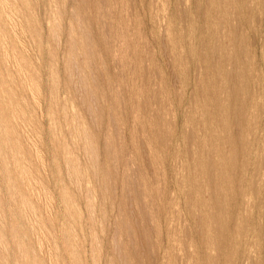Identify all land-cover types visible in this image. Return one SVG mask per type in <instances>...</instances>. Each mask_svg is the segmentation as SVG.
<instances>
[{
	"label": "rangeland",
	"instance_id": "374dc122",
	"mask_svg": "<svg viewBox=\"0 0 264 264\" xmlns=\"http://www.w3.org/2000/svg\"><path fill=\"white\" fill-rule=\"evenodd\" d=\"M192 263L264 264V0H0V264Z\"/></svg>",
	"mask_w": 264,
	"mask_h": 264
},
{
	"label": "bare ground",
	"instance_id": "6f19581e",
	"mask_svg": "<svg viewBox=\"0 0 264 264\" xmlns=\"http://www.w3.org/2000/svg\"><path fill=\"white\" fill-rule=\"evenodd\" d=\"M126 3H127V2H126ZM126 6H127V5H126ZM156 6H157V5H156ZM155 8H156V7H155ZM255 11H256V10H255ZM157 12H158V11H157ZM254 14H255V13H254ZM138 18H140V17H138ZM256 18H257V17H256ZM132 19H133V18H132ZM141 22H142V21H141ZM159 26H160V23H159ZM140 27H141V26H140ZM142 27H143V26H142ZM112 28H113V27H112ZM163 30H164V28H163ZM140 33H142V32H140ZM166 34H167V32H166ZM167 37H168V35H167ZM162 39H163V38H162ZM169 42H170V41H169ZM125 43H126V42H125ZM142 45H143V44H142ZM163 46H164V45H163ZM135 47H136V46H135ZM146 47H147V46H146ZM147 49H148V48H147ZM224 51H225V50H224ZM164 52H165V51H164ZM143 53H144V52H143ZM169 53H170V51H169ZM172 53H173V52H172ZM172 53H171V54H172ZM140 54H141V53H140ZM140 56H141V55H140ZM147 57H148V56H147ZM169 57H170V56H169ZM128 59H130V58H128ZM144 59H145V58H144ZM147 59H148V58H147ZM172 61H173V60H172ZM148 62H149V61H148ZM153 62H154V61H153ZM173 64H174V63H173ZM168 65H169V64H168ZM172 66H173V65H172ZM230 67H231V66H230ZM126 68H127V67H126ZM146 68H147V67H146ZM171 68H172V67H171ZM148 70H149V68H148ZM148 70H147V71H148ZM131 71H132V70H131ZM141 71H142V70H141ZM147 71H146V72H147ZM230 71H231V70H230ZM237 71H238V70H237ZM127 73H128V72H127ZM147 73H148V72H147ZM156 76H157V75H156ZM176 77H177V75H176ZM154 78H155V76H154ZM157 79H158V78H157ZM160 80H161V79H160ZM151 81H152V80H151ZM156 81H157V80H156ZM158 81H159V80H158ZM154 82H155V81H154ZM154 82H153V84H154ZM155 84H156V83H155ZM174 84H176V83H174ZM233 86H234V85H233ZM181 87H182V86H181ZM153 88H154V85H153ZM155 88H157L156 85H155ZM155 88H154V89H155ZM157 89H158V88H157ZM159 89H160V88H159ZM159 89H158V91H159ZM151 90H152V89H151ZM161 90H162V89H161ZM179 90H180V89H179ZM199 90H200V89H199ZM152 91H154V90H152ZM155 91H156V90H155ZM158 91H157V92H158ZM160 92H161V91H160ZM162 92H163V91H162ZM155 93H156V92H155ZM155 93H154V94H155ZM158 93H159V92H158ZM151 95H152V94H151ZM155 95H156V94H155ZM152 96H153V95H152ZM154 97H155V96H154ZM158 97H159V96H158ZM236 97H237V96H236ZM159 98H160V97H159ZM227 98H228V97H227ZM157 100H158V99H157ZM159 100H160V99H159ZM234 100H235V99H234ZM236 100H237V99H236ZM152 102H153V101H152ZM164 102H165V101H164ZM164 102H162V103H164ZM168 102H169V101H168ZM160 103H161V102H160ZM165 103H166V102H165ZM169 103H170V102H169ZM169 103H168V104H169ZM151 104H152V103H151ZM229 105H230V104H229ZM156 106H157V105H156ZM156 106H155V107H156ZM171 106H172V105H171ZM241 106H242V105H241ZM162 107H163V106H162ZM164 107H165V106H164ZM167 107H169V106H167ZM160 108H161V107H160ZM165 108H166V107H165ZM165 108H164V109H165ZM223 108H224V107H223ZM152 109H153V108H152ZM157 109H158V108H157ZM166 109H167V108H166ZM169 109H170V107H169ZM241 109H242V108H241ZM154 110H155V109H154ZM155 112H157V110H156ZM159 112H160V111H159ZM162 112H163V111H162ZM167 112H168V111H167ZM173 113H174V112H173ZM159 114H160V113H159ZM171 114H172V113H171ZM153 115H154V114H153ZM157 116H158V115H157ZM171 117H172V116H171ZM163 118H164V117H163ZM152 119H153V118H152ZM164 121H165V120H164ZM166 121H167V120H166ZM168 121H169V120H168ZM227 121H228V119H227ZM140 124H141V123H140ZM151 124H152V125H155V124H157V123L154 124V122H152ZM150 126H151V125H150ZM152 127H154V126H151V128H152ZM155 127H157V126H155ZM168 127H169V126H168ZM168 127H167V128H168ZM237 127H238V126H237ZM168 130H169V129H168ZM235 130H236V129H235ZM157 131H158V130H157ZM152 132H153V131H152ZM154 132H155V131H154ZM156 133H157V132H156ZM170 133H171V132H170ZM157 135H158V133H157ZM237 137H238V136H237ZM157 138H158V137H157ZM239 138H240V137H239ZM239 140H240V139H239ZM160 141H161V140H160ZM239 143H240V141H239ZM236 146H237V145H236ZM229 154H230V152H229ZM156 156H157V155H156ZM153 159H154V158H153ZM157 163H158V162H157ZM260 163H262V162H260ZM211 166H212V165H211ZM260 166H262V165H260ZM260 168H261V167H260ZM213 169H214V168H213ZM261 170H262V169H261ZM261 170H260V171H261ZM201 171H202V170H201ZM257 179H258V178H257ZM205 189H206V188H205ZM206 192H207V191H206ZM208 194H209V193H208ZM161 195H162V194H161ZM208 197H209V196H208ZM171 201H172V200H171ZM169 202H170V201H169ZM175 210H176V209H175ZM209 210H210V209H209ZM172 213H173V212H172ZM209 213H210V211H209ZM199 214H200V213H199ZM170 215H171V214H170ZM262 218H263V217H262ZM169 225H170V224H169ZM173 227H174V226H173ZM178 228H179V227H178ZM170 229H171V228H170ZM172 229H173V228H172ZM173 230H174V229H173ZM177 230H178V229H177ZM260 232H261V231H260ZM173 236H174V235H173ZM181 255H182V254H181ZM173 258H174V257H173ZM206 258H207V257H206ZM248 259H249V258H248ZM180 262H181V261H180ZM182 262H183V261H182ZM192 264H193V263H192Z\"/></svg>",
	"mask_w": 264,
	"mask_h": 264
}]
</instances>
